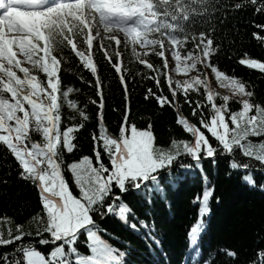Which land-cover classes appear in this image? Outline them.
Returning <instances> with one entry per match:
<instances>
[{"label": "snow or ice", "instance_id": "obj_1", "mask_svg": "<svg viewBox=\"0 0 264 264\" xmlns=\"http://www.w3.org/2000/svg\"><path fill=\"white\" fill-rule=\"evenodd\" d=\"M246 4L256 6L255 11L264 15V0H259V3L258 0H246V3H236L233 7L240 10ZM210 6L211 0H0V145L14 157L20 178L38 190L44 215L33 219H38L44 227L42 230L38 228L35 235L40 237V246L53 245L47 255L34 245H17L11 256L4 254L3 264H126L123 259L126 252L113 247L98 234L101 230L97 218L113 217L134 232L143 229L151 242L149 246H159L154 222L150 228L146 221L140 220L126 202L125 195L130 192L137 195L147 193L149 204L152 193L163 197L162 181L173 178L174 166L185 170L196 168L206 176L202 161L210 160L215 166L218 157L226 156L229 169L246 172L242 179L249 186L257 187L251 170L259 169L251 161H258L259 167L264 168V104L254 103V93L239 78L223 73L213 63L212 57L219 46H214L211 36L206 32L192 31L197 23L196 17L211 15ZM255 27L264 30V24H256ZM102 32L105 35H101ZM116 32L123 33L125 48L131 45L132 55L155 73L151 78L158 87L159 77H165L171 99L148 90L161 107H176L178 92H183L185 102L191 105L189 90L199 93L203 87L213 115L207 121L201 111L200 127L178 116L177 124L194 138V142L173 140L171 148L164 150L156 146L151 124L143 130L134 124L128 125L127 110L119 137L108 136L102 126L101 111L100 140L110 167L102 161V153L98 149L95 150L98 166H94L89 157L69 165L78 190V194H73L61 164L55 159L61 144L69 153L75 148L72 143L74 136L71 135L74 127H67L63 132L60 128L61 95L70 107H75V104L67 99L73 89L61 92L59 67L62 57L58 58L57 54L69 49L93 75L102 110V82L94 60V45L119 74L127 92L121 69V40ZM253 36L264 43V36L259 33H253ZM106 39L110 42L108 45L104 43ZM190 39L192 47L186 49ZM111 42L116 47L110 52ZM137 47L143 51L138 52ZM166 50L176 62L177 73L188 76L193 71L199 73L201 68H210L221 86L230 88L234 96L246 97L240 101V110L229 111L228 95L222 96V103L217 105L218 93L211 89L207 78L201 79L196 75L183 82H174L167 71L157 70L144 59L154 53L163 61L161 68L167 70ZM238 62L248 69L264 73V61L242 58ZM37 72L45 74L46 83L39 80ZM203 107L197 100L192 115L197 116V109ZM80 115L85 120L88 118L83 112ZM78 127H83V124ZM33 131L41 134L43 144L31 141L30 133ZM250 137L261 139L254 142ZM93 139H97L95 135ZM237 152L249 162L241 164L235 158ZM181 156L189 157L194 164H185L179 160ZM259 187L264 190V184ZM214 192V185L208 186L202 196L197 197L201 205L200 219L188 233L191 264H196L200 256L199 240L206 228L204 218L210 214V199ZM44 233H47L46 238ZM103 233L108 235L107 229ZM32 235L23 229V225H16L15 234L9 228L7 238L0 231V246L16 244L25 236ZM81 235L88 242V255H81L75 246ZM220 251L233 260L237 257L233 250ZM257 256L259 264H264V252ZM185 264H189V257H186ZM203 264H210V260Z\"/></svg>", "mask_w": 264, "mask_h": 264}, {"label": "trees", "instance_id": "obj_2", "mask_svg": "<svg viewBox=\"0 0 264 264\" xmlns=\"http://www.w3.org/2000/svg\"><path fill=\"white\" fill-rule=\"evenodd\" d=\"M242 2L246 3V0H211L209 7L211 15L196 17L197 23L192 31L206 32L211 36L214 46H219V50L212 57L213 63L223 73L239 78L248 90L254 93L252 97L254 103L264 104V73L248 69L238 62L242 58L264 61V43L253 36V33L264 36V30L255 27L256 24H264V15L258 14L254 5L246 4L240 10L233 7L236 3ZM101 35L105 34L101 33ZM104 43L108 45L110 42L106 39ZM111 43L110 52L116 47L114 42ZM192 44L190 39L186 49L191 48ZM119 50L127 92L120 82L119 74L103 58L102 52L96 50L95 45L93 48L94 60L102 82V110L99 107L101 98L95 87L93 75L83 67L69 49L65 48L62 53L57 54L58 58L62 57L59 67L61 92L68 88L73 89L67 99L75 104V107H70L61 95L60 128L74 127L75 129L71 134L74 136L73 151L67 152L63 144L59 150L63 157L65 179L73 194H78V190L73 183L69 165L89 157L93 165L98 166L95 160V150L98 149L102 153V161L110 167L108 156L103 152V141L100 140L101 111L102 126L108 136L119 137L127 110L128 125L134 124L137 129L143 130L151 124V131L156 138L155 144L164 150L171 148L173 140L194 142V138L177 124L178 116H183L189 123L200 127L199 113L201 111L207 121H210L213 115L211 105L206 101L203 87H200L199 93L189 90L188 98L192 101L191 105L185 102L183 92H178L176 107L169 105L161 107L148 90L151 89L155 95H164L171 99L165 77L163 75L159 77L158 87L155 80L151 78L155 73L141 64L132 55L131 49L120 44ZM245 53L248 55L245 56ZM144 59L153 64L157 70L167 71L161 68L163 61L154 53ZM115 60L116 57L113 55V61ZM35 74L40 81L46 83L47 77L44 73ZM173 87H175L174 83ZM197 100L204 107L198 108L197 116H193L192 111L196 107ZM216 103L221 104L222 99L216 97ZM228 108L230 112L239 111L240 101L231 98ZM80 112L88 118L85 120ZM80 124H83V127H78ZM201 131H205L208 135L205 129L201 128ZM94 135L96 140L93 139ZM35 136H39L38 133ZM250 139L257 142L261 138L250 137ZM211 142L216 146L214 141ZM235 158L241 164L249 162L248 158L242 157L239 152L236 153ZM179 160L185 164H194L186 156H181ZM202 163L206 176L196 168L185 170L174 166L173 178L162 181L163 197L152 193L151 204L147 202V193L137 195L130 192L125 195L126 202L134 209L140 220L146 221L150 228L154 222V234L160 242L159 246L155 244L149 246L151 242L143 229L140 232H134L113 217L105 220L97 218L101 230L98 234L113 247L126 252L127 255L123 258L126 264H185L186 257H189V264H191L188 233L200 219L201 205L197 197L202 196L205 187L213 185L215 192L210 199V214L204 218L206 228L200 236V256L196 264H203L206 260H210V264H259L257 254L264 252V190L259 187L264 184V168L259 167L258 161H251L259 169L251 170L257 184V187H251L242 179L246 172L229 169V159L226 156L218 157L215 166L210 160H203ZM19 171L14 157L0 145V231L7 238L9 228L15 234L16 225H23L25 231L33 234L32 237L25 236L23 241H18L16 244L0 246V264H3L4 254L8 253L11 256L20 244L34 245L45 255L53 247L51 244L40 246L38 243L40 237H36L35 233L38 228L42 230L44 225L33 218L44 215L40 197L32 183L20 178ZM104 229H107L108 235H104ZM44 237H47V233H44ZM75 246L81 255L89 254L85 236H79ZM221 249L235 251L236 259L226 256L220 251Z\"/></svg>", "mask_w": 264, "mask_h": 264}, {"label": "rangeland", "instance_id": "obj_3", "mask_svg": "<svg viewBox=\"0 0 264 264\" xmlns=\"http://www.w3.org/2000/svg\"><path fill=\"white\" fill-rule=\"evenodd\" d=\"M103 33V32H102ZM117 36H119L120 40H121V43L123 46H125V41H124V35L123 33H120V32H116L115 33ZM166 49L168 48V45L166 44L165 45ZM127 48L131 49V45H129ZM132 50V49H131ZM137 51H143L142 49H140L139 47H137ZM165 56L167 57L168 59V68H167V71H168V75H170L172 77V80L175 82V81H184L186 79H189L191 76H196V75H200L201 79H204V78H207V81H208V84L209 86L211 87V89L215 92V93H218V95L216 97H219L221 98L222 96L224 95H228L230 96V99L231 98H234V99H237L239 101H241L242 99H246V97H239V96H234L231 92V89L230 88H227V87H223L220 85V83L217 81L216 77H215V74L211 71L210 68L208 69H204V68H201L200 72L197 73L195 71L189 73L188 76H185L181 73H177L175 71V66H176V62L175 60L172 58L171 56V53L170 51H165ZM26 66H29L31 67L30 65H26ZM201 66H198V68H200ZM22 75V74H20ZM175 84V83H174ZM65 129H61V131L63 132ZM35 134L37 133H30V136H31V141L32 142H37V143H40V144H43L44 141H43V138L41 136V134L38 133L39 136H35ZM60 150V147L58 149V151ZM55 159L57 160L58 163L61 164V169H62V172H63V175L64 177H66L65 175V170L63 169V157L62 155H59L57 157H55ZM46 166V165H45ZM68 182V181H67Z\"/></svg>", "mask_w": 264, "mask_h": 264}]
</instances>
